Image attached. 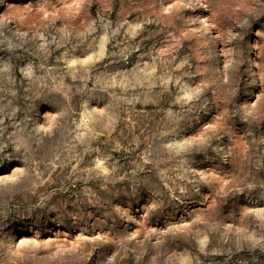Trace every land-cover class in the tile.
I'll use <instances>...</instances> for the list:
<instances>
[{
  "label": "rangeland",
  "instance_id": "374dc122",
  "mask_svg": "<svg viewBox=\"0 0 264 264\" xmlns=\"http://www.w3.org/2000/svg\"><path fill=\"white\" fill-rule=\"evenodd\" d=\"M0 264H264V0H0Z\"/></svg>",
  "mask_w": 264,
  "mask_h": 264
}]
</instances>
